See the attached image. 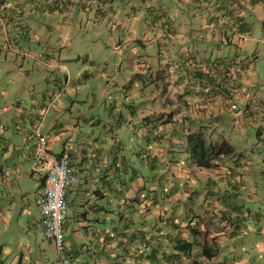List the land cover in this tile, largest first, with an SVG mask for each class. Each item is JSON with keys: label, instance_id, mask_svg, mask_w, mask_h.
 Returning <instances> with one entry per match:
<instances>
[{"label": "rangeland", "instance_id": "1", "mask_svg": "<svg viewBox=\"0 0 264 264\" xmlns=\"http://www.w3.org/2000/svg\"><path fill=\"white\" fill-rule=\"evenodd\" d=\"M6 1L16 19L0 23V80L18 82L14 87L17 86L25 98L32 92L42 97L36 84L48 88L49 80L64 83L65 75L58 74L56 67L45 66L41 71L32 68L30 64L34 59L30 55L40 54L41 49H52L60 53L68 67L66 89L60 93L56 89L52 102L47 98L52 106L49 115L54 114L56 108L61 125L44 127L52 144L56 146L58 141L71 144L78 151L80 161L84 155L91 154L86 143L106 145L110 149L111 166L115 159L118 161L113 169L123 186L120 195L126 189L121 180L135 179V186L139 188L135 194L142 201L138 213L142 222L154 228L173 220L181 222L175 234L190 242L191 257L196 261L184 255L176 264H264V104L254 99L247 101L249 106L238 102L234 109L225 110L219 107L221 96H215V102L209 103L208 95L192 92V86L186 88L185 80L173 82L165 62L167 52L159 54L157 40H147V34H143V39L138 30L134 36L142 40L129 39L124 34L129 26L127 19L134 18L131 14H122L121 10L116 14L110 11V16L104 19L94 13L87 16L83 11V18L79 20L78 9L74 8L63 22L59 11L50 18V11L41 6V0ZM109 2L120 7L126 5L124 0ZM260 4L264 6L263 2ZM259 12L253 17V32H244L239 53L244 55L241 59L247 64L243 69L247 68L264 86V11L261 7ZM117 20L118 26L114 25ZM97 31L101 34H96ZM236 40L235 34L232 42ZM18 50L22 51L16 54L18 60L24 57V68L33 71L31 81L28 80L31 84L18 69L10 71L12 61L9 59ZM5 52L8 61L4 59ZM12 72L15 76L9 75ZM260 91L264 94V87H260ZM259 99L264 100V95ZM199 101L204 102L197 103ZM202 105H207L210 112L214 106L212 113L220 112L224 117L198 115L194 111L203 108ZM1 108L2 105L0 120H3L8 114L1 113ZM195 115L205 120H198ZM195 121L211 125L204 137L212 141L225 139L231 146L230 151L224 147L210 167L196 163L200 148L196 152L195 147H188L187 128L197 125ZM47 123L51 126V121ZM92 130L97 137L92 136ZM156 133L161 135L158 141L154 137ZM98 138L101 143H97ZM12 139L13 136L7 138ZM10 159L18 161V154L10 153L3 163ZM151 161L154 168L150 166ZM24 163L28 174L16 188L18 177L16 183L0 185V263L19 264L22 258L30 264L36 258L44 264H52L57 257L55 244L43 233L35 201L41 193L39 175L37 170L32 171L33 160L27 158ZM7 167L8 171L13 169L10 163ZM12 176L8 174V178ZM174 176L179 177L177 188L170 190L166 182ZM175 191L181 193L177 205L167 196L162 197L164 193L173 195ZM25 195L33 201L28 214L25 213ZM77 201L76 193L72 192L68 197L70 209L68 224L63 228V243L67 237L73 240L71 228L77 225L81 209ZM170 236L160 239L158 260L161 259V264H168L163 260L164 253L174 250L177 238ZM74 241L85 242L84 238H74ZM205 247L213 254L209 255ZM135 249L140 251L141 248ZM143 250L146 257L154 252L151 244ZM75 253L79 260L87 257L86 250L77 249Z\"/></svg>", "mask_w": 264, "mask_h": 264}, {"label": "crops", "instance_id": "2", "mask_svg": "<svg viewBox=\"0 0 264 264\" xmlns=\"http://www.w3.org/2000/svg\"><path fill=\"white\" fill-rule=\"evenodd\" d=\"M124 1L126 3L124 7H120V5L115 6L112 2L110 3L109 0L106 1L107 3L102 2V0H41L40 4L50 11V18L54 16L52 14H55V11L61 12L63 22L68 19L71 9L74 8L78 9L79 20L83 18V11L87 12V16H91L90 14L94 13V15L100 19L110 16V11L116 14L121 10V13L126 16H130L131 14L134 19H127L129 26L125 29L127 33L124 34L131 40L141 39L134 36L138 30V35L140 36L147 34V40H157L158 53L160 54L162 51L167 52V55L164 56L166 59L165 62L170 65L173 61H186L185 58L191 54L202 56L206 52H210V56L212 57L220 54H227L229 57H244V55L239 53V48L242 47L243 42L239 44L238 40H236L235 43L229 42L227 44H219L216 40L220 33H222L223 37L225 36V33L223 34L224 31L221 32V20L219 16L221 11L227 10L231 6L236 8L238 3L241 2L240 0ZM244 1L246 2L247 0ZM261 2L264 4V0L251 1L248 9L242 2V4L238 5L241 11L240 14L243 15L242 20L245 19L248 25H253L255 22L253 17H255L257 13H260L259 7L264 11V6L260 4ZM128 5L129 8L127 9L126 7H128ZM0 6L2 8L0 23L3 24L8 20V14L12 13V9L10 8L9 2L6 0H0ZM23 6L25 7L26 4ZM241 9H243V11ZM141 17H143V19H141ZM121 20L122 19H120V22ZM130 20L132 22H130ZM117 24L118 20L114 21V25L118 26ZM136 25L139 26L135 27ZM77 27L80 29L81 23L78 22ZM116 30L121 32L118 27ZM109 31V34L112 35V29H109ZM227 33H230V31L228 30ZM96 34L100 35L101 32L97 31ZM65 36L64 34V37ZM142 38L144 39L145 36L143 35ZM218 41L220 42L219 38ZM47 46L52 47V45L48 44ZM14 52L15 55L9 59L12 61L10 71L18 69V72L24 74V79L31 81L30 74L33 71L24 68L23 63H26L24 57H22L23 60L19 61V56L16 55L18 53L21 54L22 51L18 50ZM3 55L4 59L8 61L6 52ZM51 55L54 57H50ZM30 56L34 59L33 64H30L32 68L41 71L45 66L56 67L58 68V74L60 72L64 73L66 81L63 83V81L57 80L53 83V81L49 80L51 83L48 87L49 89L39 87L36 84V87L40 88L39 92L42 97H39L36 92H32L29 94V98H25L22 96L20 89L17 88V86L14 87L18 85V82L16 83L14 81L10 83L5 80V78L0 80L1 113L5 112L8 114L3 120H0V185L16 183V178L18 177L15 188L19 181L22 182L23 178L27 176L28 171L26 167H23L25 165L24 161L27 158H29L30 161L32 160V152L36 147V139L32 134V124L43 113V133L45 132L44 127H56L57 123L60 125L59 119L56 117V112L58 111L56 108L54 109L55 113L49 115L52 106L48 103L47 98L50 97L49 102H51L55 97L56 89L64 88L65 90L69 78L68 67L60 58L59 52L54 53L52 49H41L40 54L34 53ZM198 60H200V58H198L197 61ZM242 64L244 68L247 67L244 61ZM40 66L42 67L39 69ZM217 67L218 66H215L214 69H212V73L207 75L205 80L199 77L198 71L194 76L190 72L189 75H187L188 78H183V71L174 70L172 65L168 67L167 71L170 70L168 72L171 74L170 78L173 82L182 79L185 80L187 83L186 88L192 86V92L198 91V94L201 96L213 92L224 99L227 95L225 90L227 82L218 73L219 70L217 69L221 70V68ZM240 72L234 71L232 74L233 77H235L233 82L240 83V91L233 97H238L240 104L246 101L248 97L252 100H259L264 104V100L259 99L264 95L260 91V87H264L263 84L260 83V79L257 81L256 76H251L247 72V68ZM9 75L15 76V73L12 72ZM220 78L224 82L223 86L217 84ZM242 78L244 80H242ZM231 79L232 77H230V82ZM203 88L205 91H203ZM256 93H258L257 98H255ZM194 112L198 115L205 114L206 118H208L207 115L212 116L207 110L203 112ZM195 116L196 119H198V116ZM0 118L2 117L0 116ZM48 120L51 121V126L47 123ZM196 128L197 125H194L192 128L190 127L187 129L188 131H193ZM46 135L47 145L51 154L56 155L63 148H68L70 150L71 164L77 175L76 183L69 186L65 194L68 201L69 195L75 192L80 203L77 202L81 205V209L78 210V223L71 228L74 234L73 240L71 237L64 239L65 250L72 255V262L74 264H153L159 261V264H161V259L158 260L159 258L157 257L159 249L161 248L160 239L166 235L177 238V234L175 233L180 230L181 222L173 220L172 222H168L165 226H156L155 228L152 226L149 227L142 222V219H140L142 216L138 215L141 211L142 201L135 194V190L139 189L135 186V179L131 177L130 182L124 181L125 178L121 180L124 186H126V189L123 191V194L120 195V190H122L120 189V179L116 177V171L113 169L114 166H117L118 161L115 159L114 165L111 166V162L108 159V152L110 149H108L106 145L102 146L101 144L93 145L89 142L86 143L91 154L84 155L80 161L76 154L78 151L73 149L71 144L66 141H58L55 146L54 143L52 144V138L48 133H46ZM12 136L14 137L12 141L7 140V138ZM92 136L97 137L94 130H92ZM97 143H101L99 138ZM10 153H17L18 161L10 159L9 162L5 160L3 163V159L8 157ZM8 163L13 167L12 170H7ZM75 165H78V167H75ZM32 171H36L33 165ZM37 172L40 179V192L43 184V172L41 170H37ZM8 174H12V178H8ZM172 178H168L167 180H172ZM166 184L168 183L166 182ZM0 195H2L1 189ZM180 195L181 193L179 192H174L173 195L164 193L162 197L167 196L169 200H171L170 202L177 205V199ZM39 197L35 199L38 208ZM25 199L27 201V203H25V213L28 214L29 205L32 204L33 201L29 200L27 195H25ZM160 220H162V218ZM67 224L68 219L66 217L64 228ZM110 231H114L116 235L113 237L108 236L107 233ZM147 235L151 236V242L149 243L151 244V248L157 247V250L152 253L154 255L151 258L144 255L145 250L138 251L135 249L139 246L141 238ZM74 238H84L85 242L78 244L74 241ZM206 242L207 240L204 243ZM77 249L86 250L87 257L83 260L77 259L75 253ZM176 252L179 254L171 258L169 262L164 259L166 263L176 264L178 261H182V257L186 255V252H188L187 255L190 256V260L196 261V259L191 257V250H177ZM19 264H27V262L23 261L21 258ZM30 264L44 263L42 260L35 258Z\"/></svg>", "mask_w": 264, "mask_h": 264}, {"label": "trees", "instance_id": "3", "mask_svg": "<svg viewBox=\"0 0 264 264\" xmlns=\"http://www.w3.org/2000/svg\"><path fill=\"white\" fill-rule=\"evenodd\" d=\"M240 1L242 3H244L248 9L251 1H256V0H247L246 2L244 0H240ZM258 1H260V0H258ZM241 2L238 3V5L242 4ZM238 5L236 6V8L234 6H231L227 10L221 11V13L219 15L220 20H221V23H220L221 24V32L224 31L223 34L225 33L224 37L222 36V33H220L218 35V37L216 38V40L219 44H222V43L227 44L229 42L232 43V40H233L235 34L237 35L238 43L240 44L243 42L245 31L253 32V30H252L253 25L252 24L248 25L245 19L242 20L243 15L240 14L241 11H240ZM1 9L2 8L0 6V16H2ZM241 10L243 11V9H241ZM13 19H16V18H15V14H13V12H12L11 14H8V20L7 21L9 23H11L13 21ZM228 30L230 31V33H227ZM218 38H219L220 42L218 41ZM198 58H200V60L197 61ZM185 60L186 61H183V62H180V61L171 62V65L173 66L174 70L176 69L177 71L178 70L183 71V73H184V75L182 76L183 78H186L190 72L194 76L195 73L198 71L199 77H202V80H205L206 79L205 77L212 73V69H214L215 66L220 67L221 70L220 69H217V70H219L218 73L227 82V84L225 86L226 87L225 90H226L227 95L224 97V99H222L219 107L222 109L225 108V110H226V108L227 109H234L235 106L238 105V102H239L238 97L234 98L233 96L236 95L237 93H239L240 83H234L233 82L235 77H233L232 74L234 71H239V72L243 71V68H244L243 64H242L243 60L241 58H237L236 56L229 57V55H227V54H225V55L220 54V55H215L212 57V56H210V52H208V53L206 52L202 56H198L196 54H194V55L191 54V55L187 56V58H185ZM184 62H186V63H184ZM171 65L167 63L168 67ZM168 71H170V70H168ZM224 73H225V76H224ZM240 73H242V72H240ZM230 77H232L231 82H230ZM187 82H188V80H187ZM223 83H224L223 80L220 78V81H218L217 84L220 86H223ZM58 90H60V88H58ZM217 95L218 94H216V93L210 92L207 96V101L209 103L215 102L214 99H216L215 96H217ZM248 100L251 101L252 99L250 97H248L246 99V101H243L241 104H246ZM202 102L203 101H199L198 103H202ZM207 105H202L203 108H201L199 110L197 109L196 111L203 112L204 110H207L209 112V114H212V116H209L210 118H219L221 116L224 117L223 115H221L220 112H218L217 115L212 113L215 111L214 106H213V109L211 110L212 112H210L208 110L209 107H206ZM197 106H199V105H197ZM247 106H249L248 103H247ZM216 113H217V111H216ZM198 120L203 121L205 119H198ZM193 122H194V120L191 121V123H193ZM195 122L198 123L197 128L193 131H187V134H186L188 137V147H190V148L195 147L193 150H195L196 152H197V149L200 148L201 154L199 155V157L196 158V163L199 166L210 167V166L215 164L214 159L219 157L220 154H222L224 147H226L227 150L230 151L231 146L229 144H227L225 139H221L220 141H218V140L212 141V140H209V138L204 137L206 131L210 130L211 125L210 124L205 125L204 123H201V121H195ZM202 125L205 126L204 129H203ZM211 130H214V129H211ZM164 132H165V130H164ZM160 136L161 135L158 133H156V135H154V137L157 139V141L161 138ZM153 141H156V140H153ZM63 149H65V148H63ZM67 150L69 152L70 162H71L70 150L68 148H67ZM150 166H151V168L155 167V165L152 161H151ZM175 178L173 177L172 180H167V183H168L167 186H168V188H170V190H172L173 188H177L176 185H177V180L179 179V177L175 176ZM122 188H123V186L120 185V189H122ZM120 191H122V190H120ZM175 192H177V191H175ZM107 234L110 237H113L116 235L114 231H110ZM150 240H151V236H148V235L146 237L143 236L141 238L140 243H139V247L141 248L140 251H143V248H146V246L149 245ZM189 246H190V242H188L187 240L182 239V238H177L175 240L174 250L166 251L164 253V257L162 254L161 255L164 259H166L167 262H169V260L171 258H174L175 256H177L179 254L178 252H176L177 250L178 251L179 250L188 251ZM156 248L153 247L152 249L154 251H156L157 250ZM204 250L206 252L208 251L209 255L213 254L212 251H209V247L208 248L205 247ZM63 253L65 255H67L70 258V260L72 261V255H70L65 250V246L63 247ZM187 254H188V252H186V255ZM153 255L154 254H151L150 258ZM157 257H158V255H157ZM160 262H161V260H160ZM153 264H159V261L156 263H153Z\"/></svg>", "mask_w": 264, "mask_h": 264}, {"label": "built area", "instance_id": "4", "mask_svg": "<svg viewBox=\"0 0 264 264\" xmlns=\"http://www.w3.org/2000/svg\"><path fill=\"white\" fill-rule=\"evenodd\" d=\"M63 89L58 92H62ZM43 123L42 113L32 124V134L36 139V147L32 152V165L35 170L43 172V184L38 199L41 225L44 235L52 239L55 244L57 257L52 264H74L63 253V228L70 209L65 196L66 189L76 183L77 175L70 162L67 148L56 155L50 153L47 137L42 132Z\"/></svg>", "mask_w": 264, "mask_h": 264}]
</instances>
